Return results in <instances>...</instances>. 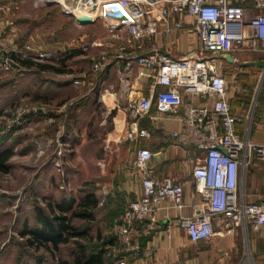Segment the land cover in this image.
I'll list each match as a JSON object with an SVG mask.
<instances>
[{
    "label": "rangeland",
    "instance_id": "rangeland-1",
    "mask_svg": "<svg viewBox=\"0 0 264 264\" xmlns=\"http://www.w3.org/2000/svg\"><path fill=\"white\" fill-rule=\"evenodd\" d=\"M116 43L100 19L80 25L56 4L0 0V152L10 155L4 163L7 171L0 169V264H72L76 243L88 253L102 245L107 253L100 240L114 241L101 220L106 200L93 211L92 222L71 218V225L85 235L57 251L29 243L32 236L23 231L37 229L38 209L57 215L48 205L55 208L72 198L77 211L86 194L101 189V126L110 115L96 100L89 116L101 77L91 66ZM41 53L52 59H39ZM242 78V90L250 99L262 81L257 72ZM129 157L124 156L123 164ZM90 169L93 177L86 180ZM261 189L264 192V180Z\"/></svg>",
    "mask_w": 264,
    "mask_h": 264
},
{
    "label": "built area",
    "instance_id": "built-area-1",
    "mask_svg": "<svg viewBox=\"0 0 264 264\" xmlns=\"http://www.w3.org/2000/svg\"><path fill=\"white\" fill-rule=\"evenodd\" d=\"M246 1L36 0L42 5L52 2L63 14L73 18L77 12L93 21L104 22L109 38L119 44L92 63L93 74L102 75L119 62H123L125 68L134 63L143 70L137 75L140 81L151 80L153 86L162 87L157 93H148L128 106L132 122L125 140L135 142L149 136L146 129L138 126L137 120L148 114L153 105L159 112L182 109L183 129L172 132V139L180 147L204 152V157L197 160L192 169L194 188L202 197V203L197 214L179 218L180 226L193 242L214 235L215 217L223 219L227 233L246 226L258 232L264 226V198L247 203L240 192V174L245 173L253 160L264 164V142L255 143L248 134L237 133L236 119L226 96L225 78L216 71L215 58L205 55L238 50L264 52V0H252L256 13L250 18H247L250 9L245 6ZM173 15H187L195 20L194 31L203 56L173 60L154 48L153 37L159 33L157 25L166 23ZM174 27L180 28V24L175 23ZM38 58L51 60L52 56L41 53ZM9 62L12 63L10 58ZM118 74L122 76L121 71ZM112 90V85L100 88L98 102L102 103V96ZM184 92L205 100L211 97L213 101L210 105L183 103ZM153 156L148 149H138L135 166L143 169ZM193 159L190 156V160ZM150 172H145L141 178V198L129 202L113 219L114 241L106 247V256L114 264H126L128 257L138 255V238L153 229L150 219L163 202L170 201L176 208L182 206V186L169 178L157 182L149 176ZM136 222L146 223L142 232L136 229Z\"/></svg>",
    "mask_w": 264,
    "mask_h": 264
},
{
    "label": "crops",
    "instance_id": "crops-1",
    "mask_svg": "<svg viewBox=\"0 0 264 264\" xmlns=\"http://www.w3.org/2000/svg\"><path fill=\"white\" fill-rule=\"evenodd\" d=\"M252 4V0L245 3L250 9L247 18L256 13ZM175 23H179L180 28H175ZM194 23L195 20L187 15H173L166 23H159V33L153 37L154 48L173 60L203 56L198 35L194 31ZM166 29H169V32H165ZM147 49L149 48L146 47ZM205 55L215 58L216 71L225 78L226 96L236 119L237 133L241 136L248 134L252 142H264V70L257 66H242L244 63L264 62V52L238 50ZM227 55L232 57L231 62L228 61ZM119 71L122 76L118 74ZM139 71L143 70L134 63L125 68L124 63L119 62L100 77L98 88L112 85L113 90L102 96L103 102L100 104L105 113L110 115L108 123L101 126V189L88 194L97 199V206L102 205L103 200L107 201L101 220L110 229L113 219L125 206L141 198V178L147 171H151L149 176L157 182L169 178L179 183L183 188V195L181 208H176L170 201L163 202L150 219L153 229L148 235L138 238V255L128 257L126 264H264V226L258 232H253L250 226H246L227 233L223 219L215 217L214 235L196 242L191 241L180 226L179 218L197 214V208L202 203V197L194 188L192 169L197 160L204 157V152L180 147L172 139V132L183 129L182 109L159 112L153 105L148 114L137 120L138 126L146 129L149 136L135 142L125 140V133L132 122L128 106L148 93L155 94L162 90L160 86H153L151 80L140 81L137 78ZM255 72L260 76L262 84L259 91L254 92L249 99L242 90L246 84L242 77L243 74ZM97 97L92 105L98 101ZM182 101L193 105H210L213 100L211 97L205 100L197 94L184 92ZM94 105L96 107L98 104ZM94 105L90 107V118L93 117ZM141 148L154 154L143 169L135 166L136 152ZM124 156H130L125 164L122 162ZM190 156L194 159L190 160ZM85 174L86 180L92 179L91 169L86 170ZM262 180L264 164L253 160L245 173L240 174V192L245 202L254 203L264 198ZM145 225L143 222L135 223L139 232L144 230ZM109 241L108 239L104 242L101 239L100 243L107 245ZM106 261L105 256L104 262Z\"/></svg>",
    "mask_w": 264,
    "mask_h": 264
},
{
    "label": "trees",
    "instance_id": "trees-1",
    "mask_svg": "<svg viewBox=\"0 0 264 264\" xmlns=\"http://www.w3.org/2000/svg\"><path fill=\"white\" fill-rule=\"evenodd\" d=\"M46 68L54 69L52 66H43ZM9 154L6 152H0V169L1 171H7L4 167V163L8 160ZM74 199H65L55 205V208L51 205V213L55 210L58 214H52L49 216L44 210L38 209L36 211V230L23 231V235H31L32 240L29 243L38 242L45 246L50 245L53 250H59L60 245L68 244L71 239L77 237H83L85 232H79L73 225H71V218L77 217L82 220L93 219V209L97 206V199L91 194H86L85 197L78 203L77 211L74 210ZM70 213V216H68ZM113 240H110L107 245H111ZM77 244V252L74 256L72 264H104V257L106 251L103 248H98L95 252L88 253L87 248L79 243ZM104 244V247L107 246ZM59 264H69L68 262L62 261Z\"/></svg>",
    "mask_w": 264,
    "mask_h": 264
},
{
    "label": "water",
    "instance_id": "water-1",
    "mask_svg": "<svg viewBox=\"0 0 264 264\" xmlns=\"http://www.w3.org/2000/svg\"><path fill=\"white\" fill-rule=\"evenodd\" d=\"M49 4L52 5V4H54V3L51 2V3H49ZM67 16L72 17V16H70V15H67ZM74 19H75L80 25H88V24H92V23H94V21H93L90 17L85 16V15H81L80 18H78L77 16H75ZM227 59H228L229 62L232 61V57L229 56V55H227ZM242 66H244V67L257 66V67L261 68L262 70H264V62L244 63V64H242Z\"/></svg>",
    "mask_w": 264,
    "mask_h": 264
},
{
    "label": "bare ground",
    "instance_id": "bare-ground-1",
    "mask_svg": "<svg viewBox=\"0 0 264 264\" xmlns=\"http://www.w3.org/2000/svg\"><path fill=\"white\" fill-rule=\"evenodd\" d=\"M91 15H92L93 17H95V13H92ZM76 16H77L78 18H80V17H79V14H78L77 12H76Z\"/></svg>",
    "mask_w": 264,
    "mask_h": 264
}]
</instances>
